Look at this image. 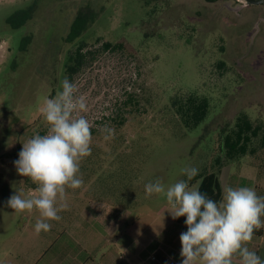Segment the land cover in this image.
Returning a JSON list of instances; mask_svg holds the SVG:
<instances>
[{
	"label": "rangeland",
	"instance_id": "374dc122",
	"mask_svg": "<svg viewBox=\"0 0 264 264\" xmlns=\"http://www.w3.org/2000/svg\"><path fill=\"white\" fill-rule=\"evenodd\" d=\"M35 1L0 0V264H102L115 253L128 260L130 233L145 241L178 225L166 197L146 196L145 185L160 178L167 188L187 179L181 172L186 165L198 174L217 172L223 131L243 113L264 123V25L254 28L245 14L216 16L200 8L202 0H41L29 26L13 30L8 18ZM85 3L100 16L78 42L65 44ZM26 35L32 41L24 50ZM80 42L100 49L72 81L77 95L87 98L82 115L93 124L92 153L80 163L82 187L66 190L61 219L37 234V210L16 213L6 206L16 192L29 198L37 187L17 173L14 161L23 143L47 134L40 109L62 90L67 56ZM103 42H123L127 49L101 52ZM188 93L211 105L193 130L170 104ZM104 125L114 129V138L104 139ZM221 163L222 194L228 185L264 196V149Z\"/></svg>",
	"mask_w": 264,
	"mask_h": 264
},
{
	"label": "clouds",
	"instance_id": "9594fccd",
	"mask_svg": "<svg viewBox=\"0 0 264 264\" xmlns=\"http://www.w3.org/2000/svg\"><path fill=\"white\" fill-rule=\"evenodd\" d=\"M77 85L68 78L54 98L46 99L40 112L48 127L47 134H36L25 143L14 161L17 173L29 178L37 187L35 194L24 198L21 193L10 196L6 206L16 213L39 212L35 232L49 231L48 221H59L66 210V190L79 189L81 161L92 153L93 124L82 113L88 111L87 98L77 95ZM104 139L114 138V129H100ZM187 179L166 188L160 178L145 185V194L163 195L173 220L186 217L187 231L180 234L181 264H264L256 252L248 248L254 232L264 228V196L252 187L223 186L217 202L189 185L199 169L186 165L181 169Z\"/></svg>",
	"mask_w": 264,
	"mask_h": 264
},
{
	"label": "trees",
	"instance_id": "16d2710c",
	"mask_svg": "<svg viewBox=\"0 0 264 264\" xmlns=\"http://www.w3.org/2000/svg\"><path fill=\"white\" fill-rule=\"evenodd\" d=\"M41 0H36L33 4L25 9L19 10L11 15L7 23L13 29L17 30L25 26H29L34 19ZM100 11L93 5L85 3L77 8L75 17L69 28L66 37L63 38L65 44H75L79 39L94 25ZM32 41L31 35H26L22 41L23 49H27ZM101 39L97 40L99 44ZM126 45L121 42L113 44L111 42H103L101 52H124ZM99 50H87V43L80 42L76 49L71 50L67 56L65 64V75L71 82L85 68L96 61ZM224 65L223 63H220ZM132 98V96L130 95ZM124 104H128L127 101ZM171 108L175 115L179 118L181 124L188 130L199 127L208 117L210 112V101L207 97L200 96L197 93H188L186 95H176L170 100ZM139 102L135 101L134 106L138 109ZM122 125V122L119 123ZM46 130L41 131L40 135H45ZM221 150L223 157L216 160L219 167L217 172H202L189 181V185L200 182L199 191L206 194L209 198L219 202L222 199V191L220 188L218 174L223 166L221 161L223 158L228 163H233L244 156L255 155L260 149H264V123L253 121L247 114H241L231 130H224L221 135ZM186 217H179L177 222L185 229ZM263 228L256 230L254 235L263 236ZM83 263V262H82Z\"/></svg>",
	"mask_w": 264,
	"mask_h": 264
},
{
	"label": "crops",
	"instance_id": "0c3cea01",
	"mask_svg": "<svg viewBox=\"0 0 264 264\" xmlns=\"http://www.w3.org/2000/svg\"><path fill=\"white\" fill-rule=\"evenodd\" d=\"M176 229L159 233L148 240H142L139 235L131 234L125 241L132 254V258L128 260L125 256L117 253L110 257L103 258L102 264H181V242L180 234L186 232L182 225H176ZM263 236H253L248 243V248L256 252L260 256L263 245ZM155 257V259H153ZM49 264V263H45ZM70 264H86L72 262ZM233 264H239V258H234Z\"/></svg>",
	"mask_w": 264,
	"mask_h": 264
},
{
	"label": "flooded vegetation",
	"instance_id": "af4514ba",
	"mask_svg": "<svg viewBox=\"0 0 264 264\" xmlns=\"http://www.w3.org/2000/svg\"><path fill=\"white\" fill-rule=\"evenodd\" d=\"M200 8H207L216 16L228 13V18L235 19L245 14L248 17L247 23L254 28L264 25V0H202Z\"/></svg>",
	"mask_w": 264,
	"mask_h": 264
},
{
	"label": "built area",
	"instance_id": "2783aa9c",
	"mask_svg": "<svg viewBox=\"0 0 264 264\" xmlns=\"http://www.w3.org/2000/svg\"><path fill=\"white\" fill-rule=\"evenodd\" d=\"M153 259H155V257H153Z\"/></svg>",
	"mask_w": 264,
	"mask_h": 264
}]
</instances>
